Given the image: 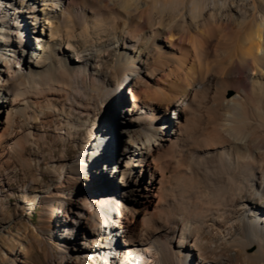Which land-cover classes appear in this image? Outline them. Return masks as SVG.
Here are the masks:
<instances>
[{
  "label": "bare ground",
  "instance_id": "obj_1",
  "mask_svg": "<svg viewBox=\"0 0 264 264\" xmlns=\"http://www.w3.org/2000/svg\"><path fill=\"white\" fill-rule=\"evenodd\" d=\"M37 122L41 264H264V0H0V192Z\"/></svg>",
  "mask_w": 264,
  "mask_h": 264
},
{
  "label": "rangeland",
  "instance_id": "obj_2",
  "mask_svg": "<svg viewBox=\"0 0 264 264\" xmlns=\"http://www.w3.org/2000/svg\"><path fill=\"white\" fill-rule=\"evenodd\" d=\"M38 30L42 31L41 26L38 27ZM231 93L233 92L231 91ZM30 126H33L37 132H46L47 145L44 147L30 145L24 151V163L11 162L9 164L12 170L4 178L5 181L9 180V183H5L3 185L5 190L0 192V264H12V258L20 252L23 253L21 255L22 262L17 261L16 264H41L56 255L54 240L49 239L50 233L45 232L44 227H41V230L37 229L41 225V206L35 207L20 220L11 219L20 209V205L25 207L34 200L32 190L39 183L49 182L53 178L52 174L58 171L52 166L51 160L60 158L62 154L66 158L75 156L81 143L80 140L87 135L84 130L79 131L78 134L73 131L75 133L73 139L79 141L69 144L67 140L55 138L54 126L43 127L37 122L26 127ZM113 134L114 132L110 136ZM31 179H35V182L30 184ZM27 184L29 190L22 192V188L24 191Z\"/></svg>",
  "mask_w": 264,
  "mask_h": 264
},
{
  "label": "water",
  "instance_id": "obj_3",
  "mask_svg": "<svg viewBox=\"0 0 264 264\" xmlns=\"http://www.w3.org/2000/svg\"><path fill=\"white\" fill-rule=\"evenodd\" d=\"M228 94H231V92H229Z\"/></svg>",
  "mask_w": 264,
  "mask_h": 264
}]
</instances>
